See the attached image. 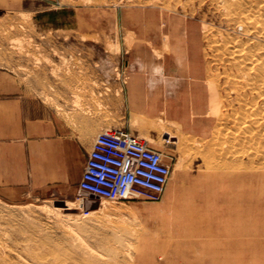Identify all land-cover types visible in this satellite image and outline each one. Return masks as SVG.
I'll use <instances>...</instances> for the list:
<instances>
[{
	"label": "rangeland",
	"instance_id": "obj_1",
	"mask_svg": "<svg viewBox=\"0 0 264 264\" xmlns=\"http://www.w3.org/2000/svg\"><path fill=\"white\" fill-rule=\"evenodd\" d=\"M254 6L264 13V0H13L1 9L0 66L25 86L32 106L56 131L46 133L37 157L30 152L27 179L18 173L0 187V264H143L148 258L187 264L186 254L203 255L199 248L174 255L149 242L168 234L160 219L184 199L189 171L199 162L188 158L187 147L166 142L163 132L173 142L215 141L213 122L198 128L190 123L199 119L197 110L216 107L226 115L235 107L236 86L227 80L232 66L210 45L229 37L247 46L261 39L264 52L260 31L250 36L234 18L258 15ZM131 56H147L143 89L170 98L166 106L172 108L128 111ZM169 56L181 59L170 62ZM174 123L183 130L176 133ZM109 127L163 141L166 147L153 148L166 154L171 173L159 201L113 203L78 191L92 143ZM212 213L219 225L228 216L238 222L236 207L226 212L218 206ZM197 230L210 240L224 238L212 227ZM138 249L156 252L139 255Z\"/></svg>",
	"mask_w": 264,
	"mask_h": 264
},
{
	"label": "bare ground",
	"instance_id": "obj_2",
	"mask_svg": "<svg viewBox=\"0 0 264 264\" xmlns=\"http://www.w3.org/2000/svg\"><path fill=\"white\" fill-rule=\"evenodd\" d=\"M254 9L258 15L237 14L234 18L241 21L250 36L260 31L259 37L264 38V13L260 7L254 6ZM228 39L224 42L217 41L210 47L220 55V60L224 59L232 66L227 80L236 86L235 107L231 109L230 114L222 115L217 112L216 107L209 106L205 112L203 109L197 110L199 113H196V117L199 119L190 122L194 128H198L201 123L213 122L212 133L215 135L210 138L215 141L196 144L197 141L187 137V140L173 142V135L163 132L167 136L164 138L166 142L187 147L188 158L199 162L189 171L185 183L188 189L184 199L160 219V225L168 234L162 239H149V242L154 249L166 247L172 250L174 255H181L185 248L189 252L201 249L203 255L200 256L182 255L187 264H264L263 42L258 39L247 46L237 45V40L235 42V39ZM227 42H231V45ZM196 69L197 65L194 70ZM194 114L191 113L195 116ZM174 127L176 133L183 130L180 123H174ZM201 135L204 136L205 133ZM144 137L152 146H165L161 140L156 142L147 136ZM65 206L69 208L68 203ZM218 206L226 212L233 211L236 207L238 222L228 216L221 225L217 224L212 210L215 213ZM201 226L212 227L215 231L221 230L224 238L210 240L207 237L208 232L197 230ZM235 236L239 238L234 239ZM235 247L237 251H234ZM154 249H138L137 253L145 255L146 252H156ZM143 264H156V261L148 258Z\"/></svg>",
	"mask_w": 264,
	"mask_h": 264
},
{
	"label": "built area",
	"instance_id": "obj_3",
	"mask_svg": "<svg viewBox=\"0 0 264 264\" xmlns=\"http://www.w3.org/2000/svg\"><path fill=\"white\" fill-rule=\"evenodd\" d=\"M151 143L121 128H105L95 137L77 188L109 202L161 199L171 168Z\"/></svg>",
	"mask_w": 264,
	"mask_h": 264
},
{
	"label": "crops",
	"instance_id": "obj_4",
	"mask_svg": "<svg viewBox=\"0 0 264 264\" xmlns=\"http://www.w3.org/2000/svg\"><path fill=\"white\" fill-rule=\"evenodd\" d=\"M12 6L13 0H0V13H2L1 9ZM131 57L134 58H131L130 66L132 67L129 70L132 71L133 80L126 84L124 96L128 111L131 113L154 111L156 106L161 104H164V108H169L166 104L169 105L172 102L170 98L159 93L149 92L148 94V91L143 89L140 72L143 70L142 67H145L144 62L148 59L147 56ZM180 59L181 56H169L168 60L173 62ZM192 69H195V66ZM192 69L188 70L194 73ZM169 70L171 71V67ZM174 75L176 74L172 73L168 76ZM55 129V125L50 127L45 124L44 111H40L37 106H32L25 86L18 84L11 70L0 66V187L5 186L7 182H12L18 173L21 176L24 173L27 179L30 152L33 155L35 152L37 157L43 148L41 141L45 139L46 133H55ZM55 138L60 139V136ZM80 178L81 175L79 180Z\"/></svg>",
	"mask_w": 264,
	"mask_h": 264
}]
</instances>
